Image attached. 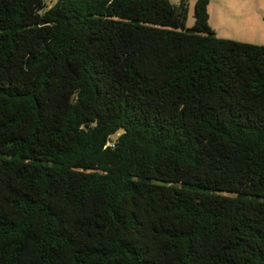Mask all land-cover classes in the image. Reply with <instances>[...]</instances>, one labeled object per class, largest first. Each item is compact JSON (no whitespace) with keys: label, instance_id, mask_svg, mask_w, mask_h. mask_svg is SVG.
I'll return each instance as SVG.
<instances>
[{"label":"trees","instance_id":"obj_1","mask_svg":"<svg viewBox=\"0 0 264 264\" xmlns=\"http://www.w3.org/2000/svg\"><path fill=\"white\" fill-rule=\"evenodd\" d=\"M53 2L0 0V264H264V46Z\"/></svg>","mask_w":264,"mask_h":264},{"label":"crops","instance_id":"obj_2","mask_svg":"<svg viewBox=\"0 0 264 264\" xmlns=\"http://www.w3.org/2000/svg\"><path fill=\"white\" fill-rule=\"evenodd\" d=\"M255 4L249 0H211L210 25L217 36L264 46V11L256 13Z\"/></svg>","mask_w":264,"mask_h":264},{"label":"rangeland","instance_id":"obj_3","mask_svg":"<svg viewBox=\"0 0 264 264\" xmlns=\"http://www.w3.org/2000/svg\"><path fill=\"white\" fill-rule=\"evenodd\" d=\"M172 3L174 4H179L180 0H170ZM197 0H189V15H188V21H187V27L191 28L194 23H195V4H196ZM250 2L255 3H259L260 6L256 5L253 7V9L255 10L256 13H260V9H263L264 11V0H249ZM56 0H54L53 3H55ZM231 40V39H229ZM233 41V40H232ZM119 134L114 136L112 138V142L116 141L118 138Z\"/></svg>","mask_w":264,"mask_h":264}]
</instances>
